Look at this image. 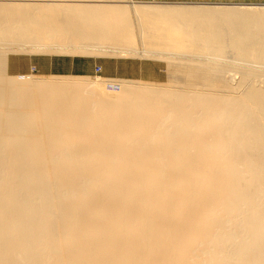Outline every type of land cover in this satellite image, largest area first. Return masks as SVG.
<instances>
[{
    "label": "bare ground",
    "instance_id": "bare-ground-1",
    "mask_svg": "<svg viewBox=\"0 0 264 264\" xmlns=\"http://www.w3.org/2000/svg\"><path fill=\"white\" fill-rule=\"evenodd\" d=\"M0 264H264V0H0Z\"/></svg>",
    "mask_w": 264,
    "mask_h": 264
},
{
    "label": "rangeland",
    "instance_id": "rangeland-1",
    "mask_svg": "<svg viewBox=\"0 0 264 264\" xmlns=\"http://www.w3.org/2000/svg\"><path fill=\"white\" fill-rule=\"evenodd\" d=\"M82 57V56H78ZM12 59H14L11 63L10 72L15 74H26L27 72L32 71L33 76L35 78L43 77L44 79L50 80L54 76H102L104 78H114L118 79L120 81H134V82H140V83H147V84H155L158 87H165L168 85V72L167 68L160 63L159 61H144L140 59H134V58H109V59H94L96 61V64L99 67H103L104 62L106 60H110L111 62L121 63L122 70L120 72V75L125 77H112L105 75V70L103 73H100V68L97 67V73L92 75H41L36 73L33 65V61L31 59V56L21 54L17 56H12ZM113 64V63H112ZM115 68V67H114ZM114 71V69H113ZM115 72V71H114ZM230 75V74H229ZM116 84H122L121 82H118Z\"/></svg>",
    "mask_w": 264,
    "mask_h": 264
},
{
    "label": "crops",
    "instance_id": "crops-1",
    "mask_svg": "<svg viewBox=\"0 0 264 264\" xmlns=\"http://www.w3.org/2000/svg\"><path fill=\"white\" fill-rule=\"evenodd\" d=\"M31 59L33 61L32 67H34L36 73L41 75H92L97 73L96 69L99 67L94 59L87 57L55 55L33 56ZM103 65V67H99L101 69L100 73L105 70L106 76L125 77L120 75L121 63L106 60Z\"/></svg>",
    "mask_w": 264,
    "mask_h": 264
}]
</instances>
